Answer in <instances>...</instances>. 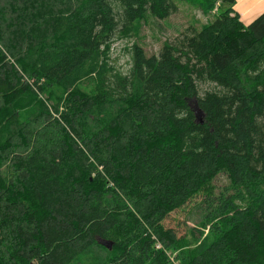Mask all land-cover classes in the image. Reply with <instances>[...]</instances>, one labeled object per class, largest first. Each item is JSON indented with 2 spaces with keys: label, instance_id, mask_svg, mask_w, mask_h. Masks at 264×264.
<instances>
[{
  "label": "trees",
  "instance_id": "16d2710c",
  "mask_svg": "<svg viewBox=\"0 0 264 264\" xmlns=\"http://www.w3.org/2000/svg\"><path fill=\"white\" fill-rule=\"evenodd\" d=\"M218 2L111 61L117 36ZM233 6L0 0V264H264V13ZM201 195L199 223L167 228Z\"/></svg>",
  "mask_w": 264,
  "mask_h": 264
},
{
  "label": "rangeland",
  "instance_id": "374dc122",
  "mask_svg": "<svg viewBox=\"0 0 264 264\" xmlns=\"http://www.w3.org/2000/svg\"><path fill=\"white\" fill-rule=\"evenodd\" d=\"M214 18V14L206 17L199 8L187 3H179V10L169 19L163 21L152 19L148 23L142 24L137 38L128 39L121 38V35L117 36L112 47L111 61L116 63V67L121 71L126 72L130 67V54L126 52V47L138 43L142 45L147 56L158 55L165 42H174L179 34L186 29L192 26L199 29L202 25L213 21ZM0 47V51H4L1 45ZM43 100L45 101V99ZM225 182V178L219 177L215 181V185L220 188L227 184ZM204 199L205 197L201 195L186 206L184 211L177 212L176 216L171 215L166 221L167 228H174L179 236L185 235L190 228H193V225L200 222V217L195 212L197 211L195 206L201 204Z\"/></svg>",
  "mask_w": 264,
  "mask_h": 264
},
{
  "label": "crops",
  "instance_id": "0c3cea01",
  "mask_svg": "<svg viewBox=\"0 0 264 264\" xmlns=\"http://www.w3.org/2000/svg\"><path fill=\"white\" fill-rule=\"evenodd\" d=\"M233 10L240 21L248 26L264 13V0H234Z\"/></svg>",
  "mask_w": 264,
  "mask_h": 264
},
{
  "label": "water",
  "instance_id": "95a60500",
  "mask_svg": "<svg viewBox=\"0 0 264 264\" xmlns=\"http://www.w3.org/2000/svg\"><path fill=\"white\" fill-rule=\"evenodd\" d=\"M191 107L194 110V113L196 116V121L200 124H203L205 115H204L203 111L200 109L197 101H193ZM101 244L107 248H110L109 243L101 242Z\"/></svg>",
  "mask_w": 264,
  "mask_h": 264
},
{
  "label": "built area",
  "instance_id": "2783aa9c",
  "mask_svg": "<svg viewBox=\"0 0 264 264\" xmlns=\"http://www.w3.org/2000/svg\"><path fill=\"white\" fill-rule=\"evenodd\" d=\"M0 49H1V47H0ZM157 248H161V246H160V245H158V246H157Z\"/></svg>",
  "mask_w": 264,
  "mask_h": 264
},
{
  "label": "bare ground",
  "instance_id": "6f19581e",
  "mask_svg": "<svg viewBox=\"0 0 264 264\" xmlns=\"http://www.w3.org/2000/svg\"><path fill=\"white\" fill-rule=\"evenodd\" d=\"M5 54L7 55V53L5 52ZM88 261V260H87ZM173 263V262H172Z\"/></svg>",
  "mask_w": 264,
  "mask_h": 264
}]
</instances>
